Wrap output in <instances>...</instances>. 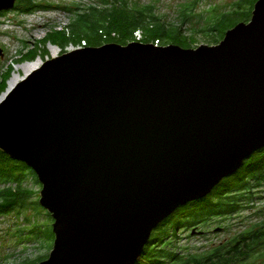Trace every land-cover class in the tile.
<instances>
[{"label": "water", "instance_id": "water-1", "mask_svg": "<svg viewBox=\"0 0 264 264\" xmlns=\"http://www.w3.org/2000/svg\"><path fill=\"white\" fill-rule=\"evenodd\" d=\"M263 148L264 0L216 46L67 53L0 105V151L35 173L54 220L39 264H137L162 222Z\"/></svg>", "mask_w": 264, "mask_h": 264}, {"label": "trees", "instance_id": "trees-1", "mask_svg": "<svg viewBox=\"0 0 264 264\" xmlns=\"http://www.w3.org/2000/svg\"><path fill=\"white\" fill-rule=\"evenodd\" d=\"M35 1L20 0L19 8L25 13H32L37 8ZM258 2L259 0H242L235 7L236 11L221 13L205 30L202 29L196 33L208 37L212 46L218 45L225 39L227 32L240 23H249L252 20L254 8ZM243 4L244 8H242ZM101 5L76 10V20L70 30H64L54 36L47 37L42 42L44 46L51 43L61 48L63 53L70 46L81 48L84 44L88 48L102 47L108 44L128 46L131 43H136L138 34L141 33L144 34V43L142 44H159V47L178 44L175 41L174 43L170 41L175 33V30L173 31L171 28L175 26L163 25L155 6H140L138 2L132 0H101ZM191 13L192 9H185L182 15L183 23L190 20ZM215 38L218 42L215 41ZM192 42L195 44L194 41ZM179 45L184 49L190 48L182 44ZM40 52V49L34 50L30 56L31 60L37 58ZM43 54L49 55L46 50L43 51ZM28 177L33 178L35 184H40L35 173L27 165L11 159L0 151V217L16 214L21 218L22 212L28 209L37 213L42 211L46 213L39 202H31L35 194L24 187ZM250 179L257 180V183L264 180V150L255 154L252 160L246 162L232 178L222 182L211 196L194 207L191 214L204 218L207 217V214H213L219 206L232 204L234 201L226 199L225 195L238 191ZM215 199H219L218 202ZM185 211L183 207L180 208L173 216L160 224L153 232L150 242L145 247L137 264H181L180 256L174 253L176 250L172 252L171 249L172 242L178 235L177 232L184 225ZM47 217L49 223L45 227L39 226L34 218L27 217L24 227L19 225L17 232L14 233L19 238L18 245L36 243L41 248L49 246L48 249L53 250L55 235L53 226L50 224L53 219L50 214ZM48 258L47 255L35 262L27 261L23 264H39Z\"/></svg>", "mask_w": 264, "mask_h": 264}, {"label": "rangeland", "instance_id": "rangeland-1", "mask_svg": "<svg viewBox=\"0 0 264 264\" xmlns=\"http://www.w3.org/2000/svg\"><path fill=\"white\" fill-rule=\"evenodd\" d=\"M132 1L138 2L140 6H155L157 15L162 19L163 25L175 26L171 28L173 31L175 30V33L170 41L173 43L174 41L177 42L178 44L174 45L179 47V44L185 47L189 46V49H198L201 46H212L213 44L209 42L210 39L208 37L197 34L196 32H200L202 29L205 30L215 20V17L221 13L236 11L235 7L242 2V0ZM35 2V7L37 8L32 13H25L20 8V10H16L15 8V10L6 12L4 16L0 17V50L2 51V55L0 56V97L8 91L9 83L15 76H21L24 80L28 77L23 70L19 69L21 66L43 61L40 67L42 68L47 61H51L54 58L87 49V45H83L81 48L70 46L63 53L61 48L55 46L59 48V55L54 57L49 48L54 45L49 43L44 46L42 42L47 37L54 36L56 33L70 30L71 25L76 20V10L102 6L101 0H36ZM186 8L189 10L192 9V13L190 14V20L183 23L182 15ZM242 8H244V4ZM192 41L195 44H192ZM215 41L218 42L217 39ZM137 42L144 43L143 33L138 34ZM37 49L41 51L39 56L31 60L30 56L32 52ZM45 50L48 52V56L43 54ZM24 187L34 192L35 195L31 200L32 203L40 201L41 184H35V180L28 177ZM48 214L47 211L46 213L43 211L37 213L36 211L28 209L22 212L21 218L17 217L16 214L0 217V264H23L27 261L35 262L39 258L47 255L50 257L52 250L48 249L49 246L41 248L36 243L18 245L19 238L14 234L17 232L19 225L24 227L27 217L34 218V221L39 226L45 227L49 223ZM50 224L53 226L54 220ZM183 238L184 235L182 234L181 239L180 233L173 241L175 247H177L176 249L184 246L191 249L194 247L197 248L203 245L202 241H205L204 244L214 242L213 236L210 238V241L201 240L200 238L184 241Z\"/></svg>", "mask_w": 264, "mask_h": 264}, {"label": "flooded vegetation", "instance_id": "flooded-vegetation-1", "mask_svg": "<svg viewBox=\"0 0 264 264\" xmlns=\"http://www.w3.org/2000/svg\"><path fill=\"white\" fill-rule=\"evenodd\" d=\"M19 6L20 0H17L16 10ZM5 14L1 13L0 17ZM262 150L264 148L259 151ZM225 196L234 202L219 206L213 214L204 218L192 215L191 211L208 197L183 207L186 210L184 225L176 237L181 233L184 241L196 238L210 241L213 236L214 242L204 244L205 241H202L203 245L192 249L185 246L176 249L172 242L171 250H176L174 253L180 256L181 264H264V180L257 183V180L250 179L238 191ZM215 200L218 202L219 199Z\"/></svg>", "mask_w": 264, "mask_h": 264}, {"label": "bare ground", "instance_id": "bare-ground-1", "mask_svg": "<svg viewBox=\"0 0 264 264\" xmlns=\"http://www.w3.org/2000/svg\"><path fill=\"white\" fill-rule=\"evenodd\" d=\"M51 50V53L54 57H57L59 55V48L55 46H50L49 47ZM43 64V61L37 62V63H29L21 66L19 69L23 70L25 72L26 76H29L32 74L34 71L40 69L41 65ZM24 79L21 76H15L11 81H10V86L8 91L0 97V105L7 99L8 95L11 93L13 89L16 88L17 85L20 84Z\"/></svg>", "mask_w": 264, "mask_h": 264}, {"label": "built area", "instance_id": "built-area-1", "mask_svg": "<svg viewBox=\"0 0 264 264\" xmlns=\"http://www.w3.org/2000/svg\"><path fill=\"white\" fill-rule=\"evenodd\" d=\"M84 45L86 46V44H84ZM155 46L159 47V44H157V45H155Z\"/></svg>", "mask_w": 264, "mask_h": 264}]
</instances>
